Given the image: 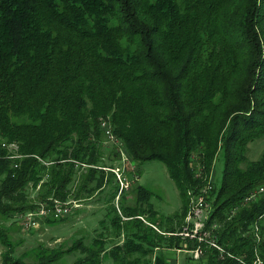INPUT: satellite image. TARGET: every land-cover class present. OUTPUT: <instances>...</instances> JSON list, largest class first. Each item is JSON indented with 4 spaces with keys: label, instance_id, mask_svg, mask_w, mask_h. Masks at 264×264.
I'll return each mask as SVG.
<instances>
[{
    "label": "trees",
    "instance_id": "1",
    "mask_svg": "<svg viewBox=\"0 0 264 264\" xmlns=\"http://www.w3.org/2000/svg\"><path fill=\"white\" fill-rule=\"evenodd\" d=\"M263 137L264 0H0V264H62L68 254L77 255L70 264H178L171 255L193 243L167 233L217 165L208 224L231 251L259 246L264 258V194L243 203L264 186V149L248 154ZM119 147L133 162L166 164L185 200L180 213L160 216L152 191L136 184L118 211L119 185L104 167L120 163ZM107 185L109 229L65 249L40 245L30 260L17 253L19 213ZM198 261L242 264L210 249Z\"/></svg>",
    "mask_w": 264,
    "mask_h": 264
},
{
    "label": "rangeland",
    "instance_id": "2",
    "mask_svg": "<svg viewBox=\"0 0 264 264\" xmlns=\"http://www.w3.org/2000/svg\"><path fill=\"white\" fill-rule=\"evenodd\" d=\"M112 145V141L107 138L105 140V147H111ZM263 149L264 137L250 143L249 157L257 158ZM131 162L136 166L137 172L135 174L133 172L128 173L129 177L135 178V176H138L134 184L145 186L152 191L149 202L158 211L159 215L167 217L180 213L185 205V200L180 193L176 181L170 176L166 164L155 159ZM129 168L131 169L130 166ZM215 173V181L217 185H220L222 181V168L217 165ZM112 190V186L107 185L92 198L81 201L82 205L74 209L69 215L64 216L63 219L51 222L47 220L43 221L39 227L32 231L23 232L19 229L17 223L12 225L14 228L11 231V236L15 241L19 242L17 253H29L26 260H30L40 245L49 248L61 246L65 249L81 236L85 237L86 241L90 240L97 233L104 231L106 224L109 229L110 218L115 213L114 210L110 211L108 209V199ZM125 197L129 204H132L135 200V194L131 192L126 193ZM7 224L9 225L10 221H7ZM179 255L181 264H193V262L188 263L186 261L183 252H179ZM76 256L75 254L66 255L62 260V264H70L75 260ZM171 258H176L177 260V255L175 254L174 256L173 254ZM105 264H108V262H105Z\"/></svg>",
    "mask_w": 264,
    "mask_h": 264
},
{
    "label": "built area",
    "instance_id": "3",
    "mask_svg": "<svg viewBox=\"0 0 264 264\" xmlns=\"http://www.w3.org/2000/svg\"><path fill=\"white\" fill-rule=\"evenodd\" d=\"M102 125L105 129L106 137L110 141L116 142L117 140L110 129L108 121L104 120ZM2 146L9 150L8 152L13 158H20L24 156L18 150L19 146L17 142L3 141ZM118 149V152L120 153V163L116 164L114 167L106 166L104 168L106 170L112 171L115 175V179L119 185V188L114 203L118 211L122 213L119 206L120 198L124 193H128L132 189V186L138 176H135V178L129 177L128 173H136V166L132 164L131 159L123 147H119ZM76 165L88 166L89 164L79 163L76 161ZM198 172H201V169L197 170L196 175ZM213 179L214 172L213 178L209 179L206 185L197 191L190 190L188 192L190 198L189 203H192V213L190 217L184 218V222L182 223L180 229L167 233L168 235L181 237L182 240H185L184 243L186 244L188 241L193 243L192 247L177 248V251L188 253L193 257V259L199 260L203 258V256H205L207 251L210 249L215 250L218 253V258L223 260L233 259L241 262L242 264H264V258L260 253L259 246H256L254 252L251 254H238L234 251H231L226 247V245L219 241V237L216 233L217 223H213L211 225L208 224V220L210 218V216H208V209H213L212 202L209 200ZM262 194H264V186H259L244 198L243 203H249L252 200L257 199ZM81 205L82 203L78 199L70 198L66 201L53 199L51 203L42 202L35 209L19 213L16 218L18 224L20 225V229L23 232H29L39 227L41 223L47 219H57L69 215L74 209L79 208ZM150 224L158 229L155 224ZM254 233L256 242L260 243L262 241V234L257 222L254 226Z\"/></svg>",
    "mask_w": 264,
    "mask_h": 264
},
{
    "label": "bare ground",
    "instance_id": "4",
    "mask_svg": "<svg viewBox=\"0 0 264 264\" xmlns=\"http://www.w3.org/2000/svg\"><path fill=\"white\" fill-rule=\"evenodd\" d=\"M202 171L201 172H198V176L201 175ZM212 173L210 174V177L208 179H212ZM187 214L185 216V218H189L191 213H192V203H189V209H187ZM213 209H208V216H211V213H212Z\"/></svg>",
    "mask_w": 264,
    "mask_h": 264
},
{
    "label": "crops",
    "instance_id": "5",
    "mask_svg": "<svg viewBox=\"0 0 264 264\" xmlns=\"http://www.w3.org/2000/svg\"><path fill=\"white\" fill-rule=\"evenodd\" d=\"M179 256H180L179 253H177V260H178L177 263H178V264H181V263H180V260H179ZM191 262H193V264H200V262H199L198 260H191L190 263H191Z\"/></svg>",
    "mask_w": 264,
    "mask_h": 264
}]
</instances>
